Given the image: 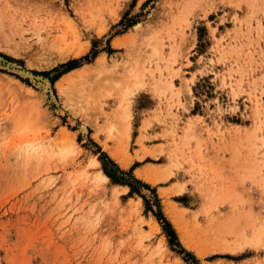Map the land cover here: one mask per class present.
<instances>
[{
    "label": "rangeland",
    "instance_id": "obj_1",
    "mask_svg": "<svg viewBox=\"0 0 264 264\" xmlns=\"http://www.w3.org/2000/svg\"><path fill=\"white\" fill-rule=\"evenodd\" d=\"M251 1L0 0V264H264V0Z\"/></svg>",
    "mask_w": 264,
    "mask_h": 264
},
{
    "label": "bare ground",
    "instance_id": "obj_2",
    "mask_svg": "<svg viewBox=\"0 0 264 264\" xmlns=\"http://www.w3.org/2000/svg\"><path fill=\"white\" fill-rule=\"evenodd\" d=\"M3 1H5V3H6V5H8L9 3H11V0H3ZM244 1H246V0H244ZM249 1H251V0H249ZM253 1V0H252ZM251 1V2H252ZM263 1V0H262ZM215 2V1H214ZM213 3V2H212ZM249 3V2H248ZM254 3H255V1H254ZM216 4V3H215ZM247 4V3H246ZM209 5H211V4H208V7H209ZM24 6H27V4H25V5H23L22 6V9L21 10H18V12L17 13H19L20 11H24L25 10V8H24ZM212 6V5H211ZM31 8V6H29L28 7V9H30ZM211 8V7H210ZM211 11V10H210ZM66 12V11H65ZM25 13V12H24ZM115 15V14H114ZM116 17V16H115ZM80 19H82V17L80 18ZM115 19V18H114ZM71 20V19H70ZM70 20H68L67 21V23L69 24V26H68V28L70 27V24H71V22L72 21H70ZM0 22H1V19H0ZM73 23V22H72ZM65 24H66V22H65ZM67 25V24H66ZM102 26V25H101ZM140 26V24L138 23V24H136L133 28L135 29V28H138ZM103 28H105L104 26H102ZM71 28V27H70ZM99 28V27H98ZM102 30V29H101ZM100 30V31H101ZM138 30V29H137ZM5 31V30H4ZM94 31V30H93ZM98 31V30H97ZM103 31V30H102ZM2 33H4V32H2ZM5 34H6V32H5ZM99 34V33H98ZM101 34V33H100ZM4 36V35H3ZM7 36V35H6ZM130 37H132L131 36V34L129 35L128 34V36L126 35V41L128 40V38H130ZM2 38H4V37H2ZM125 38V37H124ZM78 39V38H77ZM122 39V38H121ZM12 40V39H11ZM123 40V39H122ZM121 40V42H120V39H116V40H114L113 41V46L114 47H117L118 45H120V44H122V41ZM130 40V39H129ZM126 42H123V44H125ZM10 45H11V43H10ZM72 46V45H71ZM81 47V46H80ZM84 47H86V46H84ZM83 47V48H84ZM120 47V46H119ZM9 48V47H8ZM83 48H82V50H78V55H80L81 53H83L84 51H83ZM79 49V48H78ZM66 51H67V49H66ZM77 52V51H76ZM63 53H64V51H63ZM63 53H62V56H64L63 55ZM65 54V53H64ZM67 54V53H66ZM69 54V53H68ZM77 54V53H76ZM106 55V54H105ZM104 54L103 55H101V56H99L98 58H97V64H95V66H98V65H102V63L104 62V59H105V56ZM104 64V63H103ZM12 65V64H11ZM13 66H14V64H13ZM12 66V67H13ZM91 66V65H90ZM92 67V66H91ZM94 68V67H93ZM92 68V69H93ZM83 69H85V68H82V71H84ZM89 69V68H88ZM96 69V68H95ZM77 70H79V71H77ZM75 71H77V72H75ZM79 68H74L73 69V71L72 72H75V73H73V74H71V75H74V74H77V76L79 75L80 76V73L82 72ZM86 71H87V69H86ZM20 72H22V70L20 71ZM26 73V72H25ZM69 74V75H70ZM23 75V74H22ZM66 76V77H63L62 78V82L63 81H71L72 79H73V77H72V79L70 78V76ZM82 75V74H81ZM42 82V81H41ZM61 82V83H62ZM61 83H59L60 84V86H63ZM69 83V82H68ZM136 84H137V87L136 88H138V85H140V84H142V83H140L139 82V84L136 82ZM144 84V83H143ZM142 84V85H143ZM19 85V84H18ZM43 86H44V90H48L49 88H48V83L47 82H44V84H42ZM142 85H140V86H142ZM143 87V86H142ZM135 88V89H136ZM137 90V89H136ZM138 91V90H137ZM257 101V100H256ZM256 104V103H255ZM123 109V113L125 114H123L122 115V117L124 118H126L127 119V114L125 113V108H122ZM121 112V111H120ZM120 114H122V113H120ZM121 119V118H120ZM126 119H124V120H126ZM90 122V121H89ZM96 122V121H95ZM130 124V123H129ZM94 125H96V124H94ZM82 128V127H81ZM126 128L128 129V127L126 126ZM125 128V129H126ZM96 129H97V127H96ZM191 129V128H190ZM130 130V129H129ZM125 131H127V130H125ZM194 131V130H193ZM120 132V131H119ZM130 132V131H129ZM128 132V133H129ZM61 133V136H63V137H66V138H69V134H67V131H65V130H62V132H60ZM123 133V132H122ZM121 133V134H122ZM126 134H127V132H126ZM125 134V135H126ZM123 135V134H122ZM124 136V135H123ZM129 135H127V137H128ZM249 136V135H248ZM95 138H97V136H95ZM128 139V138H127ZM122 140H123V144H124V138L122 137ZM128 141V140H127ZM64 142V141H63ZM126 142V141H125ZM126 144V143H125ZM127 145V144H126ZM116 149V148H115ZM113 150H114V148H113ZM116 151V150H115ZM113 152V151H112ZM111 152V153H112ZM122 152V151H121ZM119 152L117 151V153L114 155V153H113V156H114V158L116 159V160H118L119 162H121V164H122V167L123 166H127L129 163H130V161H129V159H127L126 157H121V156H119V155H121L120 153H119V155H117ZM123 153V152H122ZM112 155V154H111ZM125 155V154H124ZM94 164H95V166H99L100 167V162L98 161V160H95V162H94ZM147 169V168H146ZM137 172V171H136ZM171 172V171H170ZM138 174H137V176L138 177H140V179H143L144 181H146L147 183H149V184H156L157 182L159 183V181H158V179H156L157 177H158V175H157V177H155V176H153V177H151L152 176V174L154 173H152L151 174V176H150V174H148V172L146 173L145 171H140V172H137ZM160 173V172H159ZM165 173V172H164ZM161 174V173H160ZM166 174H167V176L169 175L167 172H166ZM171 174V173H170ZM99 175H101V177H102V179L103 180H108L109 178L101 171L100 172V174ZM161 176V179H162V175H160ZM159 176V177H160ZM166 176V175H165ZM170 176V175H169ZM160 179V178H159ZM173 187H171V189H172ZM175 188L176 187H174V189L173 190H175ZM180 188V187H179ZM177 189V188H176ZM169 190V188L167 189V191ZM180 190V189H179ZM181 190H182V188H181ZM172 190H170L169 192H171ZM176 191V190H175ZM159 192H160V195H162V196H166V192L165 191H163V189L161 190L160 189V191H158V194H159ZM169 192H167V193H169ZM172 193V192H171ZM170 193V194H171ZM180 193V192H179ZM172 194H174V193H172ZM168 195V194H167ZM167 204V203H166ZM170 204V202L168 203V205ZM167 206V205H166ZM180 209V208H179ZM183 209V208H182ZM184 210V209H183ZM165 211V210H164ZM179 212H178V209L177 208H175V207H173V206H168L167 207V209H166V215L168 216V218L172 221V223L175 225V227L178 229V231L180 232V229H181V226H179V215H180V213L178 214ZM184 213V212H183ZM166 216V217H167ZM182 217V216H181ZM183 218V217H182ZM181 218V219H182ZM184 220V219H183ZM185 222V221H184ZM181 225V224H180ZM185 225V224H184ZM155 226H156V229H158L157 227V224L155 223ZM183 227V226H182ZM185 230H186V228H185ZM184 232V231H183ZM186 233V232H185ZM186 236V235H185ZM188 236V235H187ZM188 238V237H187ZM186 238V239H187ZM184 237H182L181 236V242L182 243H184L186 246H187V248H191V249H193L194 247L192 246L194 243H192V245L190 246V241H192V240H190V241H187ZM192 239V238H191ZM231 245V244H230ZM193 247V248H192ZM196 248H198V246L196 247ZM238 248V247H237ZM235 249V248H234ZM220 250V249H219ZM223 250H224V248H223ZM194 251H196V250H194ZM230 251V250H229ZM232 251V250H231ZM196 254H198V256L199 255H201L200 257H202V255L204 254L203 252H197ZM177 262V261H176ZM181 262V261H180ZM178 263H179V260H178ZM180 264H182V263H180Z\"/></svg>",
    "mask_w": 264,
    "mask_h": 264
},
{
    "label": "trees",
    "instance_id": "obj_3",
    "mask_svg": "<svg viewBox=\"0 0 264 264\" xmlns=\"http://www.w3.org/2000/svg\"><path fill=\"white\" fill-rule=\"evenodd\" d=\"M125 22H128V21H123V22H121V24H124ZM135 24V22L134 21H129L128 22V24L126 25V28H128V27H131L132 25H134ZM93 46H94V48H95V44H93ZM93 48V49H94ZM99 52L98 51H94L93 50V52H92V55L91 56H86V57H83V58H81L80 60H82V59H84V60H86V61H88V62H91V60L92 59H94L96 56H97V54H98ZM80 60H77V61H71V64H75V65H72L69 69H68V71L69 70H72V69H74V68H77L78 66H79V64L77 65L76 63L77 62H79ZM105 157H106V159L108 160V164L110 165V168H108V166H107V164L106 163H103V170H104V172H105V174L113 181V182H115V183H118V184H121V185H128V186H130L131 187V190H132V192H135L136 190H135V188L132 186V184L130 183V181H129V179H127V174L125 173V172H123V171H121L120 169H119V167L113 162V161H111L110 159H108L107 158V156L106 155H104ZM136 182H138L139 183V181H136ZM162 221H163V223H164V225H165V230H167V228L170 230L171 229V225H170V223L167 221V220H165L164 218L163 219H161ZM166 226H167V228H166ZM172 230V229H171ZM170 230V236H173L174 237V239H176V234H175V232L172 230L171 231ZM180 246V245H179ZM181 247V246H180ZM181 253H184L185 254V257H188L189 259H191L193 262H197V260L195 259V257L190 253V252H187V251H185L184 249H182L181 248Z\"/></svg>",
    "mask_w": 264,
    "mask_h": 264
},
{
    "label": "snow or ice",
    "instance_id": "obj_4",
    "mask_svg": "<svg viewBox=\"0 0 264 264\" xmlns=\"http://www.w3.org/2000/svg\"><path fill=\"white\" fill-rule=\"evenodd\" d=\"M63 3L65 4L66 8L70 6V0H63ZM209 264H211L210 261H209Z\"/></svg>",
    "mask_w": 264,
    "mask_h": 264
}]
</instances>
